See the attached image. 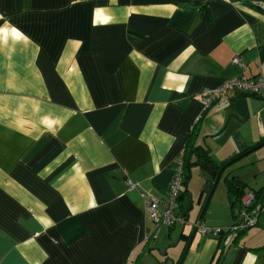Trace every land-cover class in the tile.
<instances>
[{"label":"crops","instance_id":"0c3cea01","mask_svg":"<svg viewBox=\"0 0 264 264\" xmlns=\"http://www.w3.org/2000/svg\"><path fill=\"white\" fill-rule=\"evenodd\" d=\"M235 55L260 72L264 0H0V264L177 262L191 224L149 238L126 179L165 201L189 138L215 164L243 156L209 198L191 165L188 222L231 224L230 180L264 198V98L199 96L241 72ZM181 264H264V209L230 244L194 232Z\"/></svg>","mask_w":264,"mask_h":264},{"label":"built area","instance_id":"2783aa9c","mask_svg":"<svg viewBox=\"0 0 264 264\" xmlns=\"http://www.w3.org/2000/svg\"><path fill=\"white\" fill-rule=\"evenodd\" d=\"M232 62L240 68L241 72L232 78L224 80L216 87L203 88L199 92L203 110H206L211 103L230 92L264 98V61L259 63L260 72L254 76H248L243 73L242 70L246 69V64L242 61L240 55L233 56ZM126 184L130 189L139 191L144 207L154 222V231L149 238H155L162 227L170 228L176 223L183 225L190 223L199 235L220 237L226 244H230L239 234L257 224L258 216L264 209V201L261 198H257L253 189H248L238 199V212L228 226H207L199 218L193 222H188L187 216L177 212L178 199L185 191L182 156L178 160V166L166 190L165 201L160 202L157 197L141 189L137 182H133L129 178L126 179Z\"/></svg>","mask_w":264,"mask_h":264},{"label":"water","instance_id":"95a60500","mask_svg":"<svg viewBox=\"0 0 264 264\" xmlns=\"http://www.w3.org/2000/svg\"><path fill=\"white\" fill-rule=\"evenodd\" d=\"M242 156L243 155H238L237 157H235V158L231 159L230 161L223 163V164H215V162L212 161L211 159L203 158V157L199 156V154L196 153V162H195L194 166H198L200 168V170H201L200 175H201V178L203 179V183L201 185V189H200L199 193L200 194H202V193L207 194V197L209 198L214 187L217 185V183L221 179L224 180L229 175L228 173L224 174V170L230 164L234 163L236 160H238ZM231 177L235 178L234 176H231ZM237 183H238V181H237ZM206 203H207V201H206ZM203 211H204V208L201 211L200 217L203 214ZM194 232H195V230L192 232V235L194 234ZM192 235L190 236L189 240L187 241L186 245L184 246L182 253L180 255V258L177 260V262L175 261V259L173 257L168 256L165 259H163L162 261H160V260L157 261V263L158 264H167V262H169V264H181V261L185 255L188 247H189ZM176 244H177V242L173 243L171 246L172 247L176 246Z\"/></svg>","mask_w":264,"mask_h":264},{"label":"trees","instance_id":"16d2710c","mask_svg":"<svg viewBox=\"0 0 264 264\" xmlns=\"http://www.w3.org/2000/svg\"><path fill=\"white\" fill-rule=\"evenodd\" d=\"M191 138L188 139L187 143H186V150H188L186 153H184L182 155V160H183V169H184V183L187 181L186 178H188L189 176V172H190V168L192 164H195L196 161H194L192 159V154L194 152H196L195 148L193 147V144H191ZM188 148V149H187ZM197 153V152H196ZM208 159V158H207ZM189 169V170H188ZM228 188L230 190V192L235 193L236 196V202L238 201V199L244 194V190L241 189L240 187L237 186V184L234 182V180H230V182H228ZM236 191H235V190ZM254 190V189H253ZM256 193L257 198H261L262 201H264V198H262V196L256 191L254 190ZM185 192V191H184ZM182 196V195H181Z\"/></svg>","mask_w":264,"mask_h":264},{"label":"rangeland","instance_id":"374dc122","mask_svg":"<svg viewBox=\"0 0 264 264\" xmlns=\"http://www.w3.org/2000/svg\"><path fill=\"white\" fill-rule=\"evenodd\" d=\"M200 176H201V175H200ZM198 178H201V177H198ZM248 187H249V186L246 187V190L249 189ZM200 189H201V187L199 188V191H200ZM215 192H216V190H215ZM198 194H199V193H198ZM214 194H215V193H214ZM217 196H218V191H217L215 197H213V199H212L211 206H212L213 204L216 203ZM219 201H220V200H219ZM219 201H218L217 203H219ZM193 202H194L195 205L197 204V202L195 201V199H193ZM210 208H211V207H210ZM199 211H200V205L198 204V205L194 206V209L192 210L191 215H196V214L199 213ZM195 213H196V214H195ZM193 221H194V220H189V222H193ZM255 227H256V225H255V226H252V227H250V228H248V230H250V229H254Z\"/></svg>","mask_w":264,"mask_h":264}]
</instances>
